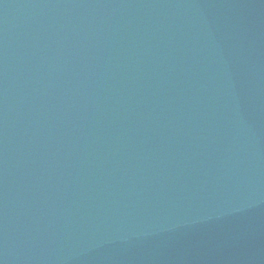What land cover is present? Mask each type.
<instances>
[{
    "label": "water",
    "instance_id": "obj_1",
    "mask_svg": "<svg viewBox=\"0 0 264 264\" xmlns=\"http://www.w3.org/2000/svg\"><path fill=\"white\" fill-rule=\"evenodd\" d=\"M0 264H264V0H0Z\"/></svg>",
    "mask_w": 264,
    "mask_h": 264
}]
</instances>
